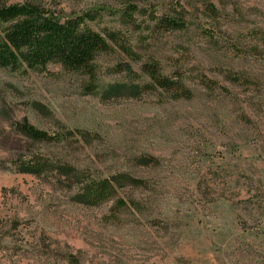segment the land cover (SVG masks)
<instances>
[{
	"label": "rangeland",
	"instance_id": "rangeland-1",
	"mask_svg": "<svg viewBox=\"0 0 264 264\" xmlns=\"http://www.w3.org/2000/svg\"><path fill=\"white\" fill-rule=\"evenodd\" d=\"M11 2L94 11L90 26L122 42L97 53L94 91L56 61L0 65V264H264V0H0ZM153 59L193 95L111 87ZM24 121L69 133L35 140ZM31 159L41 174L16 167ZM64 163L129 177L86 204L52 168Z\"/></svg>",
	"mask_w": 264,
	"mask_h": 264
},
{
	"label": "trees",
	"instance_id": "trees-1",
	"mask_svg": "<svg viewBox=\"0 0 264 264\" xmlns=\"http://www.w3.org/2000/svg\"><path fill=\"white\" fill-rule=\"evenodd\" d=\"M213 7V4L211 6ZM136 7L129 5L123 15L131 17ZM130 14V16H128ZM94 11L88 10L76 15L56 14L44 10L36 4L11 2L0 4V65L17 70L45 67L50 62H59L71 70H83L89 77L85 84L87 91L98 87L96 55L108 50L112 43L122 42L118 31L107 29L98 31L89 21L96 19ZM156 25L164 29L183 28L184 16L156 15ZM130 51V50H128ZM129 83L119 82L111 86L130 89L132 92L166 90L172 97H191L192 90L186 86L182 76L165 74L159 62L150 60L142 63L141 70L129 67ZM114 84V83H112ZM20 130L35 140H61L68 136L67 131L50 132L37 128L28 121L22 122ZM31 159L20 161L17 168L41 174L42 161ZM61 173L72 178L76 186V200L86 204H100L112 198L129 177L126 173L98 177L86 169H78L69 164H54ZM122 201V200H121Z\"/></svg>",
	"mask_w": 264,
	"mask_h": 264
}]
</instances>
